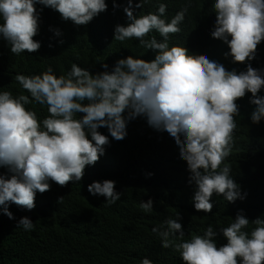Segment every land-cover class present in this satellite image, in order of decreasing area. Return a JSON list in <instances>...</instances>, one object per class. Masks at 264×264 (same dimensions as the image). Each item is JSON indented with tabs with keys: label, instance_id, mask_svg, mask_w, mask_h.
<instances>
[{
	"label": "clouds",
	"instance_id": "1",
	"mask_svg": "<svg viewBox=\"0 0 264 264\" xmlns=\"http://www.w3.org/2000/svg\"><path fill=\"white\" fill-rule=\"evenodd\" d=\"M116 2L121 1L113 0V8L118 7ZM149 3L127 0L119 5L123 11L113 22L103 12L108 7L105 0H0L3 72L8 73L7 63L15 55L40 48V41L33 39L42 11L37 5L70 21L66 24L90 47L104 40L135 39L142 49L154 52L150 60L146 55L117 58L111 69L110 62H100L98 72L71 63L60 75L51 65L39 73L14 74L12 79L27 94L0 90V166L8 173L7 178L0 174V211L13 219L9 202L31 210L35 194L47 191L49 180L60 186L79 182L85 166L104 155L109 136L123 139L128 121L141 116L151 128L168 134L177 158L186 162L193 208L209 213L215 194L234 209V218L218 228L225 243L217 244L212 224L185 239L176 211L151 228L160 247L178 253L182 264H264V211L234 181L232 166L226 162L233 154L234 117L239 115L236 100L251 93L249 103L255 107L249 118L253 124L264 120V95H258L264 88V61L260 50L256 51L264 39V0H212L215 20L209 34L227 44L226 57L244 62L239 72L226 70L207 56L189 54L183 45L169 44V34L181 31L190 0L167 21V5L161 0H155L154 12L142 14L140 8ZM50 30L61 35L59 28ZM153 32L162 39L150 35ZM4 43L11 53L2 48ZM32 103L46 106L47 115L38 119L27 107ZM100 127H106L109 135L98 131ZM114 184L112 179L93 180L87 191L102 195L105 206H110L121 196ZM138 207L151 213L152 198L140 200ZM33 227V221L22 216L15 228L30 231ZM139 264L153 261L145 256Z\"/></svg>",
	"mask_w": 264,
	"mask_h": 264
},
{
	"label": "trees",
	"instance_id": "2",
	"mask_svg": "<svg viewBox=\"0 0 264 264\" xmlns=\"http://www.w3.org/2000/svg\"><path fill=\"white\" fill-rule=\"evenodd\" d=\"M119 1L116 2L118 7L113 8V0H105L108 7L103 12L113 22L123 11L119 5L127 3V0ZM161 2L167 5L164 14L167 21L189 0ZM136 3L137 0H133V4ZM211 3L212 0H190L181 31L169 34V44L183 45L189 54L207 56L221 63L226 70L239 72L244 69V62H233L230 55L226 57L227 44L209 34L208 28L213 27L215 20ZM154 4L155 0H150L140 11L142 14L154 12ZM37 8L42 11L39 31L33 39L39 40L41 46L36 52L25 50L15 55L14 61L7 63L8 73L1 70L3 63L0 62V90H9L13 95L27 94L12 79L14 74L39 73L47 65L60 75L71 63L98 72L102 71L100 62H110L107 64L111 69L120 57L146 55V60L154 57L152 50L142 49L135 39L123 43L104 40L90 47L76 29L66 24L70 21L61 20L59 14L42 5ZM50 27L59 28L61 35L56 36ZM150 35L162 39L158 33ZM2 48L11 53L6 43ZM258 50L264 61V39L257 45ZM258 95H264V88ZM250 96L251 93L246 92L243 99L236 100L239 115L234 117L237 128L234 130L233 154L226 162L232 166L230 175L234 181L243 185L248 197H253L254 203L264 211V120L256 124L251 122L249 117L255 105L249 103ZM27 107L37 113L38 119L47 115L46 106L32 103ZM98 131L109 135L106 127H100ZM0 174L7 178L6 168L0 166ZM188 177L186 162L177 158V150L168 134L156 131L143 117L137 116L126 124L123 139L115 140L109 136L104 155L93 165L85 166L79 182L68 181L60 186L49 180V189L35 194V206L31 210L9 202L13 219L0 211V264H139L145 256L153 264H182L178 253L160 247L159 240L151 233L154 225L179 211L185 239L191 233H202L208 224H212L217 230L215 239L219 245L226 240L218 228L234 218L233 204L215 194L209 213L196 211L190 199L193 185L188 183ZM103 179L114 180V189L121 192L120 199L110 206H105L102 195H90L87 191L89 183ZM149 197L153 200V211L144 213L138 204ZM22 216L33 221V229L15 228Z\"/></svg>",
	"mask_w": 264,
	"mask_h": 264
}]
</instances>
